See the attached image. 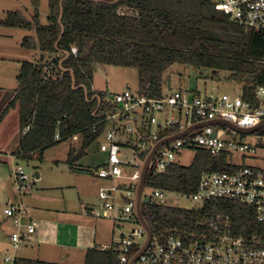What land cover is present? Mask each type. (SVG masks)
<instances>
[{"label":"trees","instance_id":"1","mask_svg":"<svg viewBox=\"0 0 264 264\" xmlns=\"http://www.w3.org/2000/svg\"><path fill=\"white\" fill-rule=\"evenodd\" d=\"M37 19L38 12L36 39L25 37L21 46L57 57L52 67L43 61L22 62L15 97L0 114L1 124L8 111L18 106L21 139L14 152L18 158L79 137L83 147L78 157H82L103 135L110 106L106 92L92 89L97 66L136 69L138 92L149 98L162 97L165 76L176 65L228 72L229 80L241 85L245 98H252L256 88H264V33L240 28L215 10L214 0H49L48 25H40ZM0 26L31 28L19 12L8 13ZM74 47L77 55L71 52ZM51 68L58 76L51 74ZM62 69L73 70L75 87H86L89 101L99 96L96 115L97 100L89 103L83 89L74 90L71 74ZM27 126L29 131L23 134ZM194 152L189 166L176 163L162 173L149 174L146 188L194 194L203 173L239 169L228 154ZM143 215L161 240L170 234L187 243L205 234L214 236L206 222L216 215L229 217L237 236L264 238V224L258 222L254 209L231 201L212 200L193 209L145 203ZM137 250H131L130 258ZM117 255L114 250L89 249L84 264H121ZM20 264L48 263L24 260Z\"/></svg>","mask_w":264,"mask_h":264},{"label":"built area","instance_id":"2","mask_svg":"<svg viewBox=\"0 0 264 264\" xmlns=\"http://www.w3.org/2000/svg\"><path fill=\"white\" fill-rule=\"evenodd\" d=\"M214 8L245 31L264 33V0H214ZM71 52L77 55V48H72ZM52 65L50 62L49 67ZM107 102L110 112L104 122L110 125V129L103 133L104 141L100 146L101 151L107 154V161L95 172L97 178L105 182L99 190L102 214L92 211L96 217L112 220L114 231L117 224L125 220L138 226L128 236L122 234L119 244L100 249L114 250L118 253L119 262L128 264L131 250L139 249L146 242L145 230L135 216L136 188L140 179L137 159L145 160L152 145L161 140L159 133L165 129H168V133L162 138L177 135L197 123L213 120L226 121L241 129L254 128L264 120V88H256L252 98H245L242 91L238 96H207L196 91L168 88H164L161 98H149L138 90H126L108 95ZM166 109L170 110V116L160 124L157 115ZM175 113H179V117ZM153 126L157 129L152 132ZM174 128L179 133L171 135L169 130ZM29 129L30 126H27L23 134ZM251 134L255 136L253 142L245 141V135L224 125L207 126L162 146L150 164L151 173H162L178 163V157L185 150H203L215 156L228 154L231 164L239 169L232 173H203L194 194L153 189V193L146 196L150 198L149 203L168 206L167 194L190 199L198 207L212 200L231 201L254 209L258 222L264 224V169L244 162L238 165L234 160L236 155L241 160L247 156L264 157V127ZM56 139L60 140V136L56 135ZM122 149H126L132 155V161L136 162L137 171L128 177L123 175ZM18 159L12 155V178L16 194L20 197L30 194L33 184L24 168L16 164ZM122 180H127L128 185H123ZM144 190L142 198H146ZM3 207V216L13 226L9 237L13 254L8 253L4 262L20 264L16 253L34 242L39 224L28 216L27 208L20 201H9ZM206 225L214 236L205 234L201 239L188 243L175 234H170L164 240L153 235L136 264H264V238L235 235L229 217L223 215L214 216Z\"/></svg>","mask_w":264,"mask_h":264},{"label":"rangeland","instance_id":"3","mask_svg":"<svg viewBox=\"0 0 264 264\" xmlns=\"http://www.w3.org/2000/svg\"><path fill=\"white\" fill-rule=\"evenodd\" d=\"M41 9L43 10V6ZM11 11L14 12L15 10ZM25 11L23 12L24 17L30 19L29 14ZM42 24H46V19L43 16ZM28 52V59L31 62L30 57L33 52ZM230 75L225 71L213 73L209 70H197L185 65H176L165 76V89L168 88V78L170 77L171 87L174 90L196 91L207 96L222 94L238 96L242 91L241 85L230 81ZM94 84L101 92L107 90L117 91L118 93H123L126 90L137 91L138 73L136 69L97 66ZM8 113L10 114L6 120L5 132L0 142L4 141L5 148L10 145L11 149L13 136L18 129L17 107L11 108ZM174 115L179 117L180 114L175 113ZM169 116V109L158 114L159 123L163 124ZM106 129H110V125H107ZM156 129L153 126L151 131L153 132ZM225 130L227 131V129ZM237 137L241 138V136ZM254 137L253 134H248L243 136V139L253 142ZM103 141V136L98 138L85 149V155L82 157H78L83 147V139L79 137L76 141L65 140L43 151H36L29 158H19L16 161V164L24 168L26 174L30 177V183L33 184L31 191L33 193L24 197V203L34 207L30 209L39 224L40 232L44 233L41 240L58 243L51 245L44 244L43 241H40V243L34 241L33 244L24 246L16 253L18 259L23 261L43 260L56 264H83L87 252L85 247L99 249L101 244L94 243L98 238V233L104 234L109 230H113L115 226L112 220L96 217L93 213V211H99L102 214L99 190L105 184L97 178L95 172L107 161V154L100 149ZM3 151L5 152V150ZM9 151L6 152L9 153ZM122 153L124 154L122 157L124 162V166H122L123 175L128 177L137 171L136 162L132 161L133 157L126 149H122ZM12 155L14 153L8 154L10 160H12ZM194 155V150H185L178 157L177 162L181 166H189ZM69 158L71 162H69ZM234 160L238 165L244 162L246 165L264 169V157L247 156L244 160H241L240 156L236 155ZM10 171L12 177V166H10ZM36 173L40 175L39 179H36ZM11 183H14L13 178H11ZM122 184L128 185V181L122 180ZM152 193L153 188L144 190L145 197L150 196ZM167 197H169L168 206L171 207L181 209L198 207L194 201L183 199L176 194H167ZM3 209L4 207L1 206V214ZM91 209L93 211L90 212ZM109 225L111 228L108 229ZM137 227V225L131 224L129 220H125L124 223L119 222L117 230L114 231V241H112L114 245L120 243L119 240L122 238V234L128 236ZM140 242H143V240H140ZM106 248L108 247L101 249ZM8 253L13 254L12 250H9ZM2 261H4V257Z\"/></svg>","mask_w":264,"mask_h":264},{"label":"crops","instance_id":"4","mask_svg":"<svg viewBox=\"0 0 264 264\" xmlns=\"http://www.w3.org/2000/svg\"><path fill=\"white\" fill-rule=\"evenodd\" d=\"M34 2L38 5L37 8L38 11H36ZM46 2L48 3L46 4ZM42 6H43V10L41 9ZM11 10H15L14 12H19L23 16V18L31 24V28L21 29V28L0 26V114L8 106V104L11 101H13L15 97L16 90L18 88L17 76L19 74V70L21 68L22 62L29 61L28 51L33 52V55L30 57V60L31 62H35V63L38 61H43L46 64H49L50 62H53L55 57H57L55 54L43 53L38 49L29 50L21 46L22 40L25 37L30 36L36 39V30L34 27V17L36 16V12H38L37 21L39 22V24L42 26L48 25L49 0H0V12H1L0 14H3L0 15V19L2 20L5 19L8 13L13 12ZM24 11L27 12V14H29L30 19L24 17L23 15ZM42 16L46 19L45 25L42 24ZM51 74H53V76H58V73L54 71L53 68H51ZM92 89L94 91H100L99 88H97V85L94 84V80H93ZM170 89H172V87ZM105 92L108 95H111L112 93L113 94L118 93L117 91L111 92L109 90ZM16 107L18 113V129H17V133H15L13 136L11 149H10V145L8 146V148H5L6 144L4 145V141L0 142V200H4V201H0V207L4 206L9 201H20L21 203L22 202L24 203V197L30 196L33 193L31 192L30 194H25L19 197L16 194L15 184L11 183L12 177H11L10 166H12V170H13V165H12L13 162L8 157V154L10 153L13 154L19 148L20 139H21L19 111H18V106ZM9 114L10 113H8L7 117L0 124V140L5 132V123L7 118L9 117ZM3 150H5V152ZM8 150H10L9 153L6 152ZM103 183L105 184V182ZM25 207L28 210V216L31 219H35L34 215L32 214V210L30 209L34 207H30L28 205H26ZM91 211L92 209L90 210V212ZM109 228H111L110 225L108 226V229ZM12 231H13V226L10 220L5 218L3 214H1L0 212V264H5V262L2 261L3 257L5 258L9 250H11L9 237ZM43 234L42 232H40V228H39L37 234L34 237V241H37L39 243L40 241H43L44 244H51V245L58 244L55 241L41 240ZM112 241H114V228L113 230L111 231L109 230V232L104 234H102L101 232L98 233V238L94 241V243L101 244L99 245V249H101L112 246L114 244ZM92 248L93 247L91 248L85 247V251ZM19 261H23V260L19 259ZM33 261H40L48 264H56L53 262L43 261V260H33Z\"/></svg>","mask_w":264,"mask_h":264},{"label":"water","instance_id":"5","mask_svg":"<svg viewBox=\"0 0 264 264\" xmlns=\"http://www.w3.org/2000/svg\"><path fill=\"white\" fill-rule=\"evenodd\" d=\"M119 0H116V2H118ZM63 2V0H62ZM62 20V14L60 16V22ZM66 57H69V53H65ZM64 61L60 62V67H62ZM64 71H67L71 74V78H72V87L74 90H78V89H83L85 92V98L86 100H88V90L86 87L81 86V87H75L76 86V81H75V76H74V72L73 70H66V69H62ZM171 83V79L170 77L168 78V88L170 89ZM94 100H97L98 102V107L95 110L94 115H96V113L99 110V107L101 105V100L99 98V96H95L92 100H88L89 103H92ZM217 125H224L232 130L237 131L240 134L246 135V134H251L253 132L258 131L259 129H261L262 127H264V120L258 124L257 126H255L254 128L251 129H241L239 127H237L235 124L226 122V121H222V120H213V121H207V122H200L197 123L189 128H187L185 131L174 135V136H168L165 138H162L164 135H167L168 133V129H165L164 131H161L159 133V137L161 138V140L159 142H157L156 144L152 145L151 150L149 151L148 155L146 156L145 160H141V159H137L139 165H140V179L139 182L137 184V188H136V196H135V216L136 219L139 223V225L145 230L146 233V242L145 244H143V246H141L138 251L131 257L130 261L128 264H136L137 260L143 255V253L145 252V250L147 249V247L149 246V243L152 239L153 236V232L152 229L150 227V225L148 224V222L146 221L144 215H143V204L145 203H149L150 202V198L146 197V198H142L143 195V190L146 186V181H147V177L149 175V173H151V169H150V164L155 156V154L157 153V151L164 146L165 144L169 143V142H173L177 139H180L182 137H184L186 134H190L193 133L195 130L197 129H203L207 126H217ZM200 133V132H199ZM216 133V132H215ZM36 179H39V174H35Z\"/></svg>","mask_w":264,"mask_h":264}]
</instances>
